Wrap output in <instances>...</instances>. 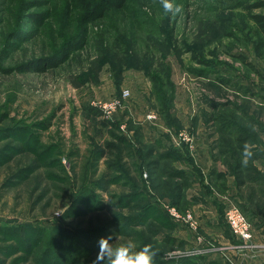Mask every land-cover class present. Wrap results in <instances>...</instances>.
Wrapping results in <instances>:
<instances>
[{
  "label": "rangeland",
  "instance_id": "1",
  "mask_svg": "<svg viewBox=\"0 0 264 264\" xmlns=\"http://www.w3.org/2000/svg\"><path fill=\"white\" fill-rule=\"evenodd\" d=\"M104 5L96 0L89 11L81 0H0V264H92L97 241L107 236L115 246L151 245L163 251L167 264H179L183 256L229 264L223 254L204 256L203 240L194 242L175 222L163 165L153 174L164 198L154 192L146 154L160 156L174 144L147 138L184 130L180 137L194 144L206 114L226 132L253 131L263 142L264 50H256L255 30L227 0H127L124 8L103 13ZM125 90L130 94L123 98ZM89 108L96 113L89 115ZM113 135L129 143L126 171L101 155L106 143L117 141ZM220 137L219 151L237 154L235 138ZM140 178L145 198L153 197L178 227L162 231L184 240V248H165L162 235L145 233L160 225H138L141 202L120 205L135 192L129 184ZM263 188L237 189L244 198L254 192L252 203L264 214V199L255 190ZM177 212L206 216L200 207ZM203 235L211 243L206 251L230 255L237 249L232 256L238 262L264 256L259 244L236 238L234 246L216 241V234Z\"/></svg>",
  "mask_w": 264,
  "mask_h": 264
},
{
  "label": "trees",
  "instance_id": "2",
  "mask_svg": "<svg viewBox=\"0 0 264 264\" xmlns=\"http://www.w3.org/2000/svg\"><path fill=\"white\" fill-rule=\"evenodd\" d=\"M81 1L84 3H87V9L89 8V11L96 3V0H81ZM126 2L127 0H104L105 5L103 7L104 9H102V12L105 13L106 11L112 10V9H122L126 5ZM227 4L230 9L240 11V16L244 17L246 21L252 24V27L255 30L254 32L256 36L258 37V41L256 42L257 43L256 50L257 51L264 50V13L261 12L262 10H264V0H255V1L253 0H227ZM234 28L238 29L237 25H234ZM237 58L241 60L242 62L246 61L245 57L243 56H238ZM197 61H198L197 62L198 64H203V65L207 64L206 62L202 60H197ZM191 72L196 73L200 76L203 74V72L197 69H191ZM88 111H89V115H93L96 113L95 112L96 110H93L92 108H89ZM204 120L207 124H211L213 122V119L209 118L208 115L206 114L204 115ZM220 121L221 120L218 119L219 123ZM100 123L102 126H105V127H109L111 125L110 122L108 121H102ZM226 129L227 128H225V126H220L217 123L216 131L221 136H224V135H226V137L233 136L236 140V148L238 150L237 154H233L234 156L233 158L232 157L233 152L230 151L231 157L230 156L228 157V158H231V160L234 162L232 164V168L233 169L235 168V170L237 171L235 172V178L237 179L240 185H244L246 183H257L258 182L260 185L264 186V173H262L260 170H258L256 166L253 165V159H255L254 158L255 155L252 153L253 149H251L250 146H248L251 144V141H253L255 137H257L258 142H261L260 138H258L259 134L256 135L253 131L244 133L239 130H231L230 132H226L227 131ZM239 132L241 134H239ZM113 137L117 141H114L115 143L114 142L106 143L105 145L106 150H103L101 152V155L102 156L106 155V156L111 157L113 163L116 166H119L120 168L125 170L124 168L127 167V163L125 162L127 157L123 154V152L125 149L124 147H129L128 145L129 143L127 142L125 136L113 135ZM222 141H224L225 144L231 145L230 141L227 139L222 140ZM255 142L258 143L256 140ZM161 143L162 142H157V144L163 145ZM121 144L124 145L123 148L119 146ZM180 151H181L180 148L175 149V148H172V146H167L166 151H164L165 154L160 153V156L155 157L153 151H150L146 155L148 159L150 157L152 158L151 160H148V166H150L149 170L151 172V177H152L151 186L153 187L154 192L158 193L160 196L164 198V196L162 195L161 187L158 184L159 180H157V176L153 174L154 168H158L160 165H163L165 166V169H166L163 173L165 174V177L169 179L168 183L171 186L170 190H171V193L173 194V197L171 199V205H173V207H175L178 211L185 213L189 209H191V207H193L198 202H200V198H198V196H193L191 198L188 197V191L191 188L190 181L185 176L184 171H181L177 167L172 165L177 160V154L178 153L180 154ZM247 151H251L252 156L249 159L247 166H242L241 161L244 158V155ZM168 161H170L171 164H169ZM138 168H139L138 166L135 167L137 172L139 171ZM243 170L246 171V173L243 174L242 173ZM118 179L119 177L116 176L111 181H113L114 183H117ZM216 179H218V181L221 182L219 189L221 188L220 189L221 191L226 190L227 180H226L225 174L220 173L219 175L216 176ZM141 180L142 178L138 180V183L129 184V187L135 192L124 199V205L122 204L120 205L122 206V208L137 207L138 202H141L142 206H140V209L144 212L143 214L144 218H143L142 223L138 225L142 226L148 223L147 221L149 220L156 221L160 225V227L158 226L150 227V229H148L149 231L145 233H148L153 238L154 237L160 238L162 235L163 244L166 246L165 248L167 247L168 248L172 247V249L173 248H184L185 243L183 241L177 242L176 241L177 238L169 234L170 232L164 233L162 231V228H165L166 230L174 233L178 227L170 219V216L167 215L165 212H163V210L159 208V206L156 204V201H154L153 197L149 199L146 196L145 198V195L143 194L144 188H142V190L139 189L140 188L139 182H141ZM123 183H127V181ZM99 187H102V186H98L96 184V189H99ZM95 191L97 190L92 189L90 191V195H94L93 193ZM258 193H260L259 195L261 196V200H263L264 199V188L261 190H258ZM147 200L149 203L147 202ZM240 209L248 217L246 208L240 206ZM249 220L251 221L250 218ZM55 231L59 232V229H55ZM67 234H69V236L71 235L69 232H67ZM139 234L141 235L144 233H139ZM142 247L144 246H140L138 250ZM165 260L166 259L163 258V251H160L158 253V256L156 257V264H167L166 263L167 260L166 261ZM202 260H203L202 257L197 258V260L195 261L194 259L184 258L183 256V259L180 261L179 264H202ZM210 264H224V263L218 261V262H211Z\"/></svg>",
  "mask_w": 264,
  "mask_h": 264
},
{
  "label": "crops",
  "instance_id": "3",
  "mask_svg": "<svg viewBox=\"0 0 264 264\" xmlns=\"http://www.w3.org/2000/svg\"><path fill=\"white\" fill-rule=\"evenodd\" d=\"M204 121L205 120L199 121L200 123L198 124L204 126V129L202 130L203 134L198 136L202 138H194V144H175L178 141L177 133L176 135L174 133L171 134V137L158 134L156 136L151 135L150 138L147 139L152 143L163 140L162 142L164 144L170 145L173 143L175 149H181L180 154H177L175 165L179 170L184 171L185 176L190 181L191 188L188 191V197L191 198L193 196H198V198H200V202L191 207L189 211L193 212L196 208L200 207V209L206 215H202V219H198L199 217L196 219L199 223L198 232H193L186 228L185 229L187 232L189 231V233L193 235L194 242L196 240V235L201 237V240L203 241H201L200 245L201 249H204V256L212 257V259L215 260V257L222 258L223 254L228 258L229 264H239V262H242L241 264H264V256L253 257L252 255V259L247 258L248 260H245L244 258H241L238 262V258L233 259L232 256L233 253L237 252V249H230L232 254L228 255L225 252L216 254L217 252L210 251V249L209 251H206L204 248L210 247L211 244L209 241H205V237H203V233L205 232L208 234H216L217 238H214L217 239L216 241H221L220 239H223L224 242L226 241V243L228 242L229 244H234V246H237L235 244L236 238L232 236L227 223L224 221L225 210L231 205H237L239 207L241 206L246 208L248 217L251 219L254 225V238L252 241H250V243L253 244V247L258 244L264 246V214L262 211H258L253 205L254 203H252V200L254 202V192H252L250 198H244V195L237 189L242 185L237 183V179L235 178V172L237 171L235 168H232V164L234 162L231 160V158H228L229 156L231 157V150H225L222 152L219 151L218 148L221 137L219 138L220 134L216 131L217 123L212 122L206 126V122ZM183 131L184 130H180V132ZM261 139H263V142L256 144L251 143L250 145H252V153L255 155V159H253V165L256 166L262 173H264V133L263 136L261 134ZM165 141H167V143H165ZM233 154L235 153H232V157L234 158ZM220 173L225 174L227 180V189L223 191H221V188L219 189V185H217L218 183H221L218 181V179H216V176ZM246 184H251L254 186L257 184L260 185L258 182ZM255 190L258 191V189ZM255 205H257V203H255ZM184 235L188 236L185 233ZM187 243L191 244L188 240ZM204 244L206 245L204 246Z\"/></svg>",
  "mask_w": 264,
  "mask_h": 264
},
{
  "label": "clouds",
  "instance_id": "4",
  "mask_svg": "<svg viewBox=\"0 0 264 264\" xmlns=\"http://www.w3.org/2000/svg\"><path fill=\"white\" fill-rule=\"evenodd\" d=\"M166 10L171 6L165 5ZM179 11V8L176 9ZM251 151H247L241 161L242 166H247L251 158ZM111 236L101 237L97 241L98 252L92 264H156L158 252L151 245L136 250L132 244L115 246Z\"/></svg>",
  "mask_w": 264,
  "mask_h": 264
},
{
  "label": "built area",
  "instance_id": "5",
  "mask_svg": "<svg viewBox=\"0 0 264 264\" xmlns=\"http://www.w3.org/2000/svg\"><path fill=\"white\" fill-rule=\"evenodd\" d=\"M130 92L128 90H125L123 92V98L129 96ZM112 104L114 106H119L120 105V100L119 99H114ZM149 119H155L153 116H148ZM179 134H183V132H180ZM178 134V144L180 143H191L190 139L188 138H183L180 137ZM168 209V206H166ZM178 210L173 207L170 209V214L174 218L175 222L177 224H180L181 226L185 227L186 229H190L194 232H198L199 229V223L190 212H187V215H180ZM225 220L226 223L230 229V232L232 236L237 238L243 243L250 242L254 238V225L253 223L249 220V218L246 216V214L240 209L239 206L237 205H231L226 208L225 210ZM196 239L201 241L200 236H196Z\"/></svg>",
  "mask_w": 264,
  "mask_h": 264
}]
</instances>
